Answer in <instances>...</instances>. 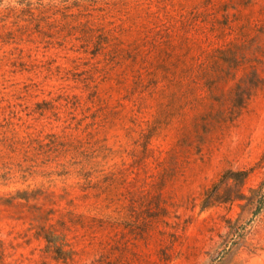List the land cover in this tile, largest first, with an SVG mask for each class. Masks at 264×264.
Segmentation results:
<instances>
[{
    "label": "rangeland",
    "instance_id": "obj_1",
    "mask_svg": "<svg viewBox=\"0 0 264 264\" xmlns=\"http://www.w3.org/2000/svg\"><path fill=\"white\" fill-rule=\"evenodd\" d=\"M263 151L264 0H0V264H264Z\"/></svg>",
    "mask_w": 264,
    "mask_h": 264
},
{
    "label": "trees",
    "instance_id": "obj_2",
    "mask_svg": "<svg viewBox=\"0 0 264 264\" xmlns=\"http://www.w3.org/2000/svg\"><path fill=\"white\" fill-rule=\"evenodd\" d=\"M262 161H264V151L261 157ZM226 173H232L233 176H237L234 177V179L239 182V184H242L244 182V180L247 177L248 174V170L245 169H239V170H232L229 169L226 171ZM250 194H245L241 191V189H237L236 193H234V195H232L231 197H229V199H246V202L242 205H249V206H254L253 209V213H256L260 210V208L263 206L264 204V177L260 180V182L258 183L257 186L254 187H250ZM44 237L46 238L48 243L54 242L53 239H51L50 234L44 233ZM59 257V255H58ZM64 257V256H63Z\"/></svg>",
    "mask_w": 264,
    "mask_h": 264
}]
</instances>
